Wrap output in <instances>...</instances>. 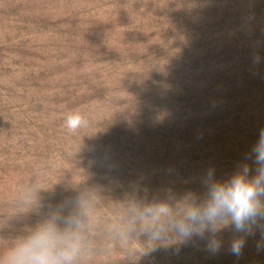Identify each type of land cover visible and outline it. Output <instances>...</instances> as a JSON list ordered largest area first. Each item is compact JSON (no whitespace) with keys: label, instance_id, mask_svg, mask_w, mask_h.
Returning <instances> with one entry per match:
<instances>
[{"label":"trees","instance_id":"trees-1","mask_svg":"<svg viewBox=\"0 0 264 264\" xmlns=\"http://www.w3.org/2000/svg\"><path fill=\"white\" fill-rule=\"evenodd\" d=\"M215 2L198 25L186 0H0V214L81 195L106 208L97 231L203 192L210 167L227 178L264 128V0ZM230 25L242 38L214 36ZM74 111L89 125L73 134Z\"/></svg>","mask_w":264,"mask_h":264},{"label":"clouds","instance_id":"clouds-1","mask_svg":"<svg viewBox=\"0 0 264 264\" xmlns=\"http://www.w3.org/2000/svg\"><path fill=\"white\" fill-rule=\"evenodd\" d=\"M88 125L78 111L69 112L64 121L73 134ZM200 182L201 193L190 190L177 197L169 191L166 198L143 205L137 212L138 223L133 221L130 230L138 227L152 251L158 243L203 242V250L215 256L225 247L221 234L230 229L227 251L237 258L248 238L259 232L256 248L264 251V128L227 178L218 179L210 167ZM86 207L91 204L81 195L50 205L38 224L0 254V264H79L89 243L82 212Z\"/></svg>","mask_w":264,"mask_h":264},{"label":"rangeland","instance_id":"rangeland-1","mask_svg":"<svg viewBox=\"0 0 264 264\" xmlns=\"http://www.w3.org/2000/svg\"><path fill=\"white\" fill-rule=\"evenodd\" d=\"M186 1H188L190 7L194 6L199 8L200 6V10L202 11V13L199 14L200 19L203 15V12H205V9H210L214 5H216L215 1L217 0ZM214 2L215 4L212 5ZM254 11V8L247 6L241 11L240 14L242 16L244 15V13H246V15H249L254 13ZM250 20L251 21H248L241 26V28L246 29L244 35L249 34L245 37L251 36L253 34V28H256L257 21L254 15H251ZM197 24L206 25L209 24V21H207V19L205 18H201ZM238 29H240V27L238 28L236 26L230 25V29L228 27L226 29L227 35H221L220 32H216L214 33V36L216 38L224 36H228L229 38L235 37L237 39L239 37L242 38L241 36H238L239 34L236 36L233 35L234 33H238ZM204 30L207 31L208 29ZM199 31L200 30L193 32L199 33ZM214 41L216 42V40ZM213 45H216V43H212L209 47H213ZM214 51L215 52H213L211 56L214 60L213 63H216V48L214 49ZM212 70H216V66H212ZM228 80L230 81V85L227 86L229 88L224 90L227 93H229L230 89L234 87V84L232 85L231 83V80H234V76H231L230 78H228ZM227 95L225 94V96ZM218 97L219 94L216 96V99ZM218 122L222 123L220 119ZM224 124L225 121L222 125ZM0 201H2V199ZM51 201H59L57 202V204L64 202L63 199H53ZM5 203H7L8 207H10L12 204L17 206L15 200H10ZM5 203L3 204V207H5ZM39 203L47 204V202L41 200ZM50 205L54 204L50 203L49 206ZM49 206L47 204V208L43 209L44 212L42 213V215L33 214V212H31V214L34 216L26 214L25 206V210L16 207L15 209L3 211V213L0 214V254L6 251L17 237L25 234L36 224H38L45 217ZM88 210L90 211L83 212V220L85 224V230L88 234L89 243L85 254L79 261V264H264V251H257L256 248V241L260 238L259 232H257L255 237L248 238L243 250V255L240 258L230 255L227 251V242L233 235L230 229L221 234L225 241V247L218 255L215 256L209 255L206 251L203 250V242L189 243L187 245L169 244L167 242L158 243L155 245L156 249L152 251L150 250V244L147 236L144 235L138 227L134 230H130L133 221H137L138 223L137 215L121 216L113 226L111 223H108L107 229L100 228L97 231H94L92 229L93 223H101L102 219H106L107 211L106 208L102 207H99V210L93 212L91 208H89ZM19 215L20 217L18 218ZM27 219H30L29 223L32 222L33 224L30 229H21L17 227L18 230L16 231L14 230L15 227L13 226H10L9 228H7L8 225L2 226V222L12 224L16 221L18 222ZM122 233H124L123 237L121 235ZM177 248H179V251H177Z\"/></svg>","mask_w":264,"mask_h":264}]
</instances>
